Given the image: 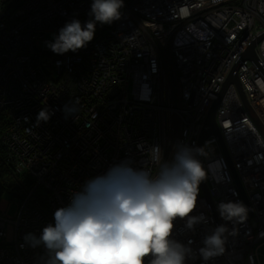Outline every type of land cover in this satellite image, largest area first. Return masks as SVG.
I'll return each mask as SVG.
<instances>
[{"label": "built area", "instance_id": "obj_1", "mask_svg": "<svg viewBox=\"0 0 264 264\" xmlns=\"http://www.w3.org/2000/svg\"><path fill=\"white\" fill-rule=\"evenodd\" d=\"M11 2L0 0V131L35 186L13 216L0 209V264H259L264 0ZM254 44L257 63H241V90L229 84L216 111L252 214L210 136L213 213L198 139Z\"/></svg>", "mask_w": 264, "mask_h": 264}, {"label": "water", "instance_id": "obj_2", "mask_svg": "<svg viewBox=\"0 0 264 264\" xmlns=\"http://www.w3.org/2000/svg\"><path fill=\"white\" fill-rule=\"evenodd\" d=\"M254 48H255V44L253 46H251L245 52V54L243 55L242 59L232 69L227 81L223 85V88H222V90H221V92L219 94L218 99L214 102V104L212 105V107H211V109H210V111H209V113L207 115V119H206V121L204 123L203 129H202L201 134H200L199 139H198V146L196 148V153H195L196 170L199 173L198 181H199V183L201 185L204 197L207 200V202H208V204H209V206L211 208V211L213 213H215V206L213 204L212 197H211V195L209 193L205 178L201 174L202 169H203L202 147H203L204 141L210 136L217 137L218 142H219L220 147H221V150H222L224 156L226 157V159H227V161H228V163H229V165L231 167L232 174H233L235 182H236V184H237V186H238V188L240 190L241 196H242L243 200L245 201V203H246V205L248 207V203H247V200H246V194H245V191H244V189H243V187H242V185L240 183V180H239V178L237 176V172L234 170V167L232 165L231 158H230L226 143H225V141L223 139V136H222V133H221V129L219 127V124H218V121H217V118H216V111H217V108L219 106L220 100H221V98H222V96H223L224 92L226 91V89H227L229 84L236 83L239 86V89L241 90L240 84L238 82V77H237L238 68L241 65V63L244 60H246V59H251L255 63H257L256 62V56H255ZM242 97H243V100H244L246 106L248 107V103L246 102V98H245L244 94H242ZM254 120H255L256 124L258 125L259 129L264 134L263 128L260 126V124L256 121L255 118H254ZM248 210H249L250 214H252L251 210L249 209V207H248Z\"/></svg>", "mask_w": 264, "mask_h": 264}, {"label": "trees", "instance_id": "obj_3", "mask_svg": "<svg viewBox=\"0 0 264 264\" xmlns=\"http://www.w3.org/2000/svg\"><path fill=\"white\" fill-rule=\"evenodd\" d=\"M23 1L13 0L10 5L15 8ZM1 137L2 134L0 131V201L5 195L13 200L15 194L32 189L35 186V181L28 176H20L15 173L12 162L9 160L7 147ZM46 193L48 192L40 187L36 191V195L41 198L40 203L44 205V198L47 196Z\"/></svg>", "mask_w": 264, "mask_h": 264}, {"label": "rangeland", "instance_id": "obj_4", "mask_svg": "<svg viewBox=\"0 0 264 264\" xmlns=\"http://www.w3.org/2000/svg\"><path fill=\"white\" fill-rule=\"evenodd\" d=\"M49 38L54 39L55 35H48ZM27 193L26 191H21L17 194L14 195L15 199H11L9 196L5 195L4 198L2 199L4 202H10V207L7 209V213L9 216H13L16 212L17 209V200L18 198H22L25 194ZM260 253V260H259V264H264V246L259 250Z\"/></svg>", "mask_w": 264, "mask_h": 264}, {"label": "crops", "instance_id": "obj_5", "mask_svg": "<svg viewBox=\"0 0 264 264\" xmlns=\"http://www.w3.org/2000/svg\"><path fill=\"white\" fill-rule=\"evenodd\" d=\"M8 205V202H4L3 200L0 201V209H7Z\"/></svg>", "mask_w": 264, "mask_h": 264}]
</instances>
